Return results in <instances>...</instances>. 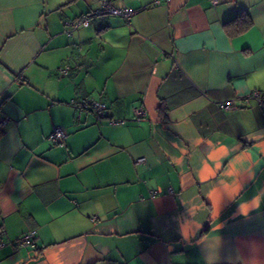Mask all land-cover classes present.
<instances>
[{
    "label": "crops",
    "instance_id": "obj_1",
    "mask_svg": "<svg viewBox=\"0 0 264 264\" xmlns=\"http://www.w3.org/2000/svg\"><path fill=\"white\" fill-rule=\"evenodd\" d=\"M99 1L0 0V264H264V0Z\"/></svg>",
    "mask_w": 264,
    "mask_h": 264
},
{
    "label": "built area",
    "instance_id": "obj_2",
    "mask_svg": "<svg viewBox=\"0 0 264 264\" xmlns=\"http://www.w3.org/2000/svg\"><path fill=\"white\" fill-rule=\"evenodd\" d=\"M170 0H154V4H160L162 2L168 3ZM212 4H216L218 0H209ZM137 13L136 9L124 7V8H117L111 4L109 0H100L98 7L91 10L90 12L81 15L80 17L67 21L66 25H68L69 32L71 33L74 29L78 28L79 26H88L91 24L94 17L99 15H117L122 17L126 22H129L130 19ZM59 75H66L69 72L68 66H61L57 69ZM250 99H255L258 102H264V91L260 90H252L248 94L243 97V101L248 102ZM77 109L86 110L94 113L96 117L100 118L103 117L104 112L106 110V104L99 100L95 99H81L75 103ZM219 106L223 110H231L238 107L237 103L234 99H228L219 102ZM133 117L135 119H141L145 117L146 110L139 106L134 107L132 110ZM8 117L5 115L0 114V130L4 127L7 123ZM109 122L111 124H122L125 123V119L123 118H110ZM65 137V131L61 127H55L52 132L48 135V139L52 143H60ZM144 158H137L136 162H143ZM94 219V218H93ZM36 237V230L30 229L24 233H22L14 242L15 246H32L34 239Z\"/></svg>",
    "mask_w": 264,
    "mask_h": 264
},
{
    "label": "trees",
    "instance_id": "obj_3",
    "mask_svg": "<svg viewBox=\"0 0 264 264\" xmlns=\"http://www.w3.org/2000/svg\"><path fill=\"white\" fill-rule=\"evenodd\" d=\"M251 23L252 22H251L250 17L248 16V14L242 12V13H239L237 16H235L232 20L226 22L224 24V26H225V29H226L228 34L236 35V34H239L243 31H245L246 29H248L251 26ZM69 28H68V30H69ZM104 114H105V112H104Z\"/></svg>",
    "mask_w": 264,
    "mask_h": 264
}]
</instances>
